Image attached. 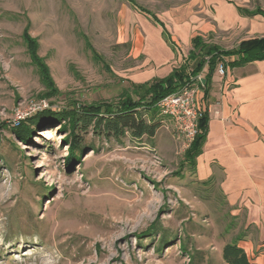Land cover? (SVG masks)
<instances>
[{
  "label": "rangeland",
  "instance_id": "1",
  "mask_svg": "<svg viewBox=\"0 0 264 264\" xmlns=\"http://www.w3.org/2000/svg\"><path fill=\"white\" fill-rule=\"evenodd\" d=\"M133 1L165 22L192 0ZM145 23L128 0H0V264H226L235 242L248 264H264V248L244 239L254 229L231 216L213 179L198 180L172 121L158 117L152 139L88 132L73 159L59 122L16 135L45 111L137 101L129 83L143 58L128 39ZM207 38L230 50L243 36ZM48 88L53 97L41 98Z\"/></svg>",
  "mask_w": 264,
  "mask_h": 264
},
{
  "label": "crops",
  "instance_id": "2",
  "mask_svg": "<svg viewBox=\"0 0 264 264\" xmlns=\"http://www.w3.org/2000/svg\"><path fill=\"white\" fill-rule=\"evenodd\" d=\"M249 2L192 0L185 13L171 11L165 22L150 16L152 24H143L141 32L128 39L133 59L143 58V71L130 77L132 84L164 79L183 65L192 71L198 60H188V55L196 36L207 40L218 31L237 33L242 40L264 37V18L239 12ZM232 60L224 59L223 76L217 73L222 64L217 65L206 86V65L197 76V105L200 113L208 114V133L195 172L199 181L217 183L231 216L242 218L245 230L254 229L253 242L246 234L244 239L258 250L264 248V60L231 68Z\"/></svg>",
  "mask_w": 264,
  "mask_h": 264
},
{
  "label": "trees",
  "instance_id": "3",
  "mask_svg": "<svg viewBox=\"0 0 264 264\" xmlns=\"http://www.w3.org/2000/svg\"><path fill=\"white\" fill-rule=\"evenodd\" d=\"M255 1L257 2L258 0ZM128 2L140 12L150 15L156 21L154 15L138 7L133 0H128ZM239 12L245 17L259 15L264 18V11L258 5H255L253 9L239 8ZM191 44L192 48L189 52L188 60H198L196 67L189 72L187 65H183L177 70H173L168 77L155 80L149 84L134 85L129 83L130 88L136 91L137 101L126 95L117 103L116 108L107 107L104 112H101V109H96L95 112L89 110V112L83 113L62 112V114L53 115L54 113L45 111L37 117L45 119L46 123L40 124L39 119H35L36 121L29 120L27 124L19 126L16 135L21 139H25L29 131L28 127L35 125L38 129L41 126L47 125L46 127H50L59 122L62 124L60 128L66 130L67 142H69L71 149L70 159L79 158L87 149L82 143V136L88 132L106 140L114 139L120 141L127 136L136 140L143 137L152 139L160 128V122L157 120L160 117L157 104L165 96L189 84L191 80L201 73L205 65L208 68L205 76L206 86L210 83L211 75L217 65H223L225 58H233L231 62H228V66L231 68L242 67L255 61L264 60V37L242 40L230 50H223L218 45L209 44L201 36L194 37ZM52 95L53 93L49 89L48 92L46 91L41 95V98L51 99ZM207 133L208 114L207 112H202L199 113L197 121V133L186 151V156L194 170L196 159L201 154ZM92 151H94L93 147ZM236 243L224 247L222 252L223 260L226 264H248L244 252L237 247Z\"/></svg>",
  "mask_w": 264,
  "mask_h": 264
},
{
  "label": "built area",
  "instance_id": "4",
  "mask_svg": "<svg viewBox=\"0 0 264 264\" xmlns=\"http://www.w3.org/2000/svg\"><path fill=\"white\" fill-rule=\"evenodd\" d=\"M217 73L224 75L223 65L217 67ZM197 82L200 78L191 80L189 84L182 86L176 92L165 96L157 104L160 117L172 121L176 125L178 137L187 143L193 141L197 133V121L200 109L197 105Z\"/></svg>",
  "mask_w": 264,
  "mask_h": 264
},
{
  "label": "bare ground",
  "instance_id": "5",
  "mask_svg": "<svg viewBox=\"0 0 264 264\" xmlns=\"http://www.w3.org/2000/svg\"><path fill=\"white\" fill-rule=\"evenodd\" d=\"M47 139L54 138L53 136H46L44 135Z\"/></svg>",
  "mask_w": 264,
  "mask_h": 264
}]
</instances>
